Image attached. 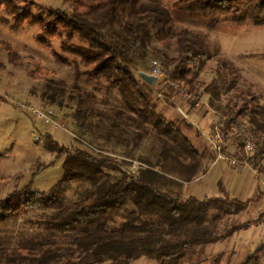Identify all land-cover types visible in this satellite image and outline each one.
<instances>
[{"label":"trees","instance_id":"1","mask_svg":"<svg viewBox=\"0 0 264 264\" xmlns=\"http://www.w3.org/2000/svg\"><path fill=\"white\" fill-rule=\"evenodd\" d=\"M2 6L13 15L17 29L26 22L38 25L39 44L49 47L52 39H61L65 50L81 56L85 63L83 74L107 79L137 114L130 118L144 125V130L152 126L163 142L159 164L166 167V163L171 162L181 175L172 176L167 168L161 171L151 165L138 174L109 179L106 168L111 165L110 159L82 148L63 146L50 136L48 148L59 156H66L63 178L50 192L34 190L28 185L14 190L4 200L0 199V231L8 232L9 237L21 234L20 229L15 233L13 227L17 221L39 213L45 230L73 234L75 240L71 244L44 242L32 236V239H23L18 246L1 245L0 264H93L107 260L112 264H130L142 256L156 259L158 264H205L202 261L185 262L193 247L217 243L253 224L251 221L238 222L220 233L212 232L211 226L218 225L224 215L241 213L253 201L232 197L222 181L219 184L222 195L214 197H184L180 189L167 188L183 186L185 182L193 181L198 173L208 170L202 169L203 153L181 125L156 110L152 99L155 87L164 97L174 101L173 106L177 103L170 91L160 88V82L152 85L135 74L136 61L131 55L130 41L146 43L153 28L164 48L170 49L176 41L177 56L160 50L155 52L163 60L162 68L171 70L174 78L190 84L186 85L192 91L194 86L187 78L188 73L211 58L213 50L202 34L187 28L177 31V23L217 28L222 20L233 18L251 19L262 25L264 0H176L170 6L141 0H74L71 12L49 6L40 15L13 0H0ZM108 25L121 26L122 31L109 37L103 31ZM74 37L85 40L97 51L88 52L70 45L67 39ZM0 47L8 50L12 63H24L11 43L0 40ZM54 54L60 61H67L59 53ZM39 70L51 74L48 68L40 67ZM45 83L52 102H56L59 94L70 93L79 100L82 111L95 110L97 95L86 93L80 83L70 86L65 80L56 78H47ZM239 86L237 67L233 63L219 64L216 77L206 87L211 105L219 114H229L231 119L245 115L252 108L251 116H246L256 130L264 134V109L253 107V96L245 97L239 107L223 105V94ZM260 111L261 121L257 115ZM183 122L192 126L187 120ZM256 155L264 157V147ZM80 182L93 189L83 198L68 203L67 187ZM128 205L134 206L130 214L120 226H111ZM262 218L264 213L257 220ZM8 225L12 227L3 229ZM23 228L28 230L26 226ZM263 259L264 244L247 258L245 264H260ZM209 264H220V260L215 258Z\"/></svg>","mask_w":264,"mask_h":264},{"label":"rangeland","instance_id":"2","mask_svg":"<svg viewBox=\"0 0 264 264\" xmlns=\"http://www.w3.org/2000/svg\"><path fill=\"white\" fill-rule=\"evenodd\" d=\"M13 1L28 7L36 15L44 14L49 6L68 12L74 6V0ZM175 1L141 0L167 6ZM16 26L9 9L6 6L0 7V40L11 43L24 62L21 65L12 63L8 50L0 47V199L4 200L14 190L28 185L34 190L50 192L60 182L64 175L66 156H59V153L48 148L50 136L63 146L82 148L96 156L110 159L111 165L106 168L109 179L124 174H138L141 169L151 165L161 171L167 168L169 175H181L171 162H167L166 167L159 164L163 142L152 126L145 128L146 131L144 125L130 118L137 114L107 79L83 74L85 63L81 56L65 50L61 39H52L49 47L39 44L38 25L26 22L20 29ZM184 28L202 34L213 50L211 58L188 73L187 78L192 80L194 86L192 91L197 96L195 102L185 105L189 117L184 118L172 105L174 101L164 97L156 87L152 99L159 114L179 123L191 137L203 153L202 169L209 170L214 167L216 154L208 133L220 112L211 105L206 87L216 77L219 64L233 63L240 73V86L223 94V105L228 103L239 107L245 97L253 96V107L264 109V24H256L251 19L233 18L222 20L217 28L177 23V31ZM103 31L111 37L114 32L122 31V27L108 25ZM67 42L84 51H97L79 37L67 39ZM130 44L131 55L136 61L134 72L138 76L140 71L151 73L158 62L163 63L156 50L170 56L179 54L177 42L170 49L164 48L158 42L154 28L146 43L131 40ZM54 52L67 58V61H60ZM40 67L48 68L51 74L41 72ZM47 78L63 79L70 86L80 83L86 93L97 95L95 110L82 111L79 100L70 93L59 94L56 102H52L45 83ZM34 109L44 115L36 116ZM252 110L250 108L244 114L250 117ZM257 115L261 121L262 112ZM184 120L192 123V126L185 125ZM243 156L247 158L244 153ZM257 156L249 157L255 158L253 161L259 167L258 171L249 164L230 166L219 163L197 181L185 182L183 186L168 185L170 187L167 188L180 189L184 197L196 195L204 198L222 195L219 185L222 181L232 197L253 199L247 210L224 215L218 225L211 226V230L216 234L232 224L247 221L253 222L251 226L217 243L193 247L185 262L202 261L209 264L218 258L220 264H245L247 258L264 244V218L257 220L264 213V157L257 161ZM92 189L87 183H72L66 189V201L71 203L81 199ZM133 209V205H128L124 214L111 226H120ZM27 219L33 220L29 222ZM40 221L39 213L19 219L13 227L15 233L20 229L21 234L9 237L8 232L0 231V246H18L23 239H32V236L44 242L64 241L71 244L75 240L73 234L45 230ZM25 226L28 230H24ZM10 227L4 226L3 229ZM93 264H112V261ZM130 264H158V261L142 256ZM260 264H264V259Z\"/></svg>","mask_w":264,"mask_h":264},{"label":"built area","instance_id":"3","mask_svg":"<svg viewBox=\"0 0 264 264\" xmlns=\"http://www.w3.org/2000/svg\"><path fill=\"white\" fill-rule=\"evenodd\" d=\"M151 74L157 76L156 82H160V88L173 94L177 110L184 118H188L185 105L191 101L195 102L196 94L190 91L183 80L174 78L171 70H164L159 62ZM34 112L36 116L44 115L38 109H34ZM208 136L216 154L213 165L249 164L258 171L259 167L253 161L255 158L249 156L256 155L264 147V134L256 130L246 115L239 114L231 119L229 114H219L218 119L212 123ZM262 157L263 155L259 156L257 161Z\"/></svg>","mask_w":264,"mask_h":264},{"label":"water","instance_id":"4","mask_svg":"<svg viewBox=\"0 0 264 264\" xmlns=\"http://www.w3.org/2000/svg\"><path fill=\"white\" fill-rule=\"evenodd\" d=\"M139 75L145 79L146 81H148L150 84L154 85L157 81V76L148 73V72H144V71H140Z\"/></svg>","mask_w":264,"mask_h":264},{"label":"crops","instance_id":"5","mask_svg":"<svg viewBox=\"0 0 264 264\" xmlns=\"http://www.w3.org/2000/svg\"><path fill=\"white\" fill-rule=\"evenodd\" d=\"M216 165H217V164H216ZM216 165H214V167H215ZM214 167H213V168H214ZM213 168H210L207 172H205V173H203V174H201V175H198L193 181H191V183L194 182V181H197V180L203 178L204 176H206L207 174H209L210 170H212ZM3 232L5 233V231H3ZM4 235H5V234H4Z\"/></svg>","mask_w":264,"mask_h":264}]
</instances>
